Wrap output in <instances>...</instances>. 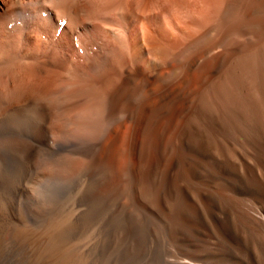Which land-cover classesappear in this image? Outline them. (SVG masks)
<instances>
[{
    "label": "bare ground",
    "instance_id": "6f19581e",
    "mask_svg": "<svg viewBox=\"0 0 264 264\" xmlns=\"http://www.w3.org/2000/svg\"><path fill=\"white\" fill-rule=\"evenodd\" d=\"M7 146L71 208L32 262L97 264L118 212L117 258L143 224L178 264H264V0H0Z\"/></svg>",
    "mask_w": 264,
    "mask_h": 264
},
{
    "label": "rangeland",
    "instance_id": "374dc122",
    "mask_svg": "<svg viewBox=\"0 0 264 264\" xmlns=\"http://www.w3.org/2000/svg\"><path fill=\"white\" fill-rule=\"evenodd\" d=\"M8 151H10V148L8 146L0 147V153H4ZM4 163H5L4 159L0 157V182L8 186V188L6 189H3L2 186H0V264H29L34 259L33 252L43 244L42 238L54 240L55 239L54 226L57 224V222L69 221L71 219V208L68 206L67 203L59 204L54 201V199L57 197L54 195H56L57 193L55 192L54 187L51 186L52 182L44 179H40L38 183L39 187L37 188L40 189L37 190L35 188V183L38 179V174L36 173L34 175L33 174L29 175L28 177V184L31 187L30 191H33V195L26 198V195L24 193H19L17 190L19 183L17 182L16 175L8 174L3 170L2 166H4ZM52 191L54 192V194L52 193ZM44 194L45 197L51 200L48 203L50 204V207L47 206V202H46L47 198L45 199ZM49 195L51 196V198L49 197ZM117 214L111 220V222H113V220H116L114 223L117 222L116 224L118 226L119 224H121L123 217L121 216L120 213H119L120 216L119 214L118 215ZM141 225L143 224H137V226L134 225L136 227L134 226L133 227L136 229L134 228L133 229L135 231L137 230L136 231L137 233L135 231L134 232L135 234L138 235L140 240L147 238L143 242L141 240L143 248L141 249L140 252L137 251L130 252L125 258L116 257V254L119 251L118 249H120L122 246L116 234V228H117L116 225L114 226L113 223L111 225L109 224V226H112L113 228L108 227L110 232L106 233L107 236L105 233H104L105 235L100 234V237L96 235V239L98 237V239L96 240L98 244L103 243L106 245L107 243L105 242L106 241L108 242V245H106L108 248L106 247L104 252L98 256L97 264H108L109 262H110L109 264H128V263L163 264V257L170 258L169 260L171 261L169 264H178V261L175 260L174 257L172 256L176 253L177 248L175 244H173L172 242L170 244V240L168 238L166 239L167 237L166 232L163 230V228H155L152 230L153 234L151 233V235H148L146 234L147 232L146 227L144 225L143 227H141ZM81 230H80L81 234L79 231L76 234V236L72 237V239L70 238L71 240L68 239V243L71 242L74 244H78V242L84 241L86 238L88 239L91 236H95V233L94 234L92 233L94 231V225L90 227H85ZM115 244H116V248H115ZM128 247L129 249H132L131 240L128 243ZM148 247H150V249ZM168 247H170V249ZM112 250L114 252H112ZM107 251L108 252L111 251V252L108 254ZM159 253L160 254L162 253V255H160ZM147 254L150 255V258L148 257ZM158 255L160 256L157 257ZM108 257H111L112 260L111 259L108 260L109 259ZM31 264H42V262H40V260H36L33 261Z\"/></svg>",
    "mask_w": 264,
    "mask_h": 264
}]
</instances>
